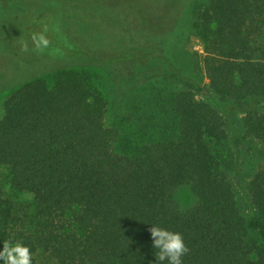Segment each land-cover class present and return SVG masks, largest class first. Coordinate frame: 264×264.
<instances>
[{"label":"trees","instance_id":"obj_1","mask_svg":"<svg viewBox=\"0 0 264 264\" xmlns=\"http://www.w3.org/2000/svg\"><path fill=\"white\" fill-rule=\"evenodd\" d=\"M56 22L64 51L42 53L74 62L16 82L3 102L0 164L13 188L33 195L35 210L17 207L0 186V241L22 240L33 264L38 249L58 264H160L149 231L155 224L182 235V264H264V169L248 181L244 212L230 178L225 118L231 108L243 110L244 135L264 145V0H208L197 9L192 25L204 44L207 81L199 66L191 74L178 61L171 36L159 53L163 74L126 92L117 121L108 116L111 70L148 58L92 56ZM209 92L225 102L224 112L197 96ZM183 184L196 197L186 209L173 197ZM68 211L80 232L66 230Z\"/></svg>","mask_w":264,"mask_h":264},{"label":"rangeland","instance_id":"obj_2","mask_svg":"<svg viewBox=\"0 0 264 264\" xmlns=\"http://www.w3.org/2000/svg\"><path fill=\"white\" fill-rule=\"evenodd\" d=\"M0 0V116L3 113V102L12 91L13 85L36 73L50 68L73 63H55L43 54H55L61 48L58 39H54V24L71 36L79 48L87 49L92 56L111 55L124 52L132 58L141 53L148 59L141 62L122 60L115 62L121 72L111 71L108 81L113 91L110 92L112 112L108 116L120 115V110L126 105V93L129 89L146 79L161 76L165 62L159 58L169 44V37H174V49L177 50L178 61L186 66L187 72H192V65L200 67L203 82L204 76V44L195 33L192 25L193 15L197 9L204 7L208 0ZM91 5H87V4ZM57 5L58 13L53 10ZM50 13L45 22L37 24L45 13ZM47 16V15H46ZM58 16V18H57ZM161 21L157 27L151 28L149 22ZM157 24V23H156ZM39 25V26H38ZM161 25V26H160ZM159 26V27H158ZM56 30V29H55ZM43 35L49 39L47 50L38 46L34 39ZM173 42V41H172ZM64 51V49L62 50ZM88 52V53H89ZM139 52V53H138ZM41 53V55H39ZM155 57L150 58L152 55ZM159 72V73H157ZM117 74H122L123 83L117 86ZM16 79V80H15ZM130 91V90H129ZM132 94V91H130ZM224 110V101L208 94H197ZM260 109L264 108V101H259ZM118 112V113H117ZM224 112V111H223ZM243 110L231 108L226 112L227 131L230 138L229 148L233 154L231 181L236 190L239 202L244 212L248 211L245 202L247 184L252 174L258 169H264V145L256 138L244 135L242 125ZM112 120L117 121L112 117ZM108 121V119H107ZM240 129L239 137L234 129ZM0 186L5 197L12 199L17 207L32 213L35 210V200L28 191L16 190L10 183V173L6 165L0 164ZM173 197L181 209H186L195 203L196 197L187 184L178 186ZM248 198V197H247ZM73 211L65 214L64 226L66 230L79 228L73 220ZM35 264H58L46 251L38 249L34 253Z\"/></svg>","mask_w":264,"mask_h":264},{"label":"clouds","instance_id":"obj_3","mask_svg":"<svg viewBox=\"0 0 264 264\" xmlns=\"http://www.w3.org/2000/svg\"><path fill=\"white\" fill-rule=\"evenodd\" d=\"M34 39L38 46L47 44L43 35H37ZM149 231L156 261L160 264H182L181 257L187 252L182 235L155 224ZM0 244V264H33L30 249L22 240L4 239Z\"/></svg>","mask_w":264,"mask_h":264}]
</instances>
